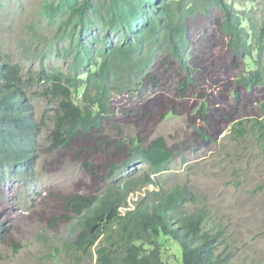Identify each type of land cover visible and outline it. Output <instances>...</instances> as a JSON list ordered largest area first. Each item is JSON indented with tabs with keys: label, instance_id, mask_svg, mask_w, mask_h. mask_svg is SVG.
<instances>
[{
	"label": "rangeland",
	"instance_id": "374dc122",
	"mask_svg": "<svg viewBox=\"0 0 264 264\" xmlns=\"http://www.w3.org/2000/svg\"><path fill=\"white\" fill-rule=\"evenodd\" d=\"M75 1L84 0H0V57L20 66L26 78L40 68L75 73L73 51L79 47L71 33L74 25L66 11L50 15L51 6L66 10L65 5ZM250 3L249 14L263 21L264 0ZM245 5L239 2L237 7ZM222 18L217 7L207 9L201 4L188 18L187 54L198 87L197 92L192 93V88L186 92L187 99L179 98L178 90L184 71L171 57L153 64L157 87L139 83L134 93L113 94L103 135L126 141L119 157L105 146L82 140L69 150L52 152L49 135L56 105L41 97L39 85L28 89L36 120L44 127L30 168L17 175L0 169V264H98L97 247L94 259L78 257L70 250L83 226L77 217L62 220L63 198L101 197L110 187L121 189L130 180L141 187L147 177L167 190L178 186L192 190L195 199L186 209L206 208L225 230L227 264H264V140L255 136L258 126L245 138L233 132L240 119H251L248 125L264 123V86L238 84L254 65L230 48L229 38L219 28ZM62 21L68 22L64 28ZM94 29L87 37L98 55L108 43L121 42V34L107 31L100 21ZM200 90L207 97L199 101ZM75 101L81 104V98L75 96ZM203 101L209 112L201 119L197 111ZM197 128L203 130L204 138ZM158 139L166 141L173 157L167 171L154 174L150 162L131 148L137 140L147 148ZM114 164L122 169L109 179ZM141 188L127 196L128 208L119 209L122 215L148 192L158 190L154 185ZM163 259L166 264H183L181 245L168 241Z\"/></svg>",
	"mask_w": 264,
	"mask_h": 264
},
{
	"label": "trees",
	"instance_id": "16d2710c",
	"mask_svg": "<svg viewBox=\"0 0 264 264\" xmlns=\"http://www.w3.org/2000/svg\"><path fill=\"white\" fill-rule=\"evenodd\" d=\"M250 1L84 0L65 5L66 10L51 6V16L66 11L74 25L71 33L79 47L73 51L75 73L40 68L26 78L20 66L0 57V169L17 175L33 162L44 127L43 122L36 120L28 93L36 85L40 86L41 97L56 105L49 135L52 152L69 150L75 141L82 140L113 150L115 157L121 156L126 141L103 135V121L109 117L115 92L134 93V85L139 83L147 88L157 87L153 64L168 57L176 59L184 71L179 79V98L187 99L190 88L192 93L197 92L194 67L187 54V22L200 4L207 9L215 6L223 13L219 28L229 38L230 48L238 58L254 65L238 79V84L244 88L264 86V19L260 21L249 14ZM239 2L246 3V7L238 8ZM98 21L107 31L121 34V42L108 43L101 55L95 53L96 48L87 37ZM67 25V21H62L60 27ZM235 95L239 96V92ZM75 96L81 98V104L76 103ZM197 96L199 101L207 97L203 90ZM208 112V103L203 101L198 107V118L204 119ZM250 120L235 122V136L245 138L258 126L260 131H255V136L264 140V123L246 124L253 122ZM196 133L204 138L202 129L197 128ZM135 144L131 152L141 153L154 168V174L168 170L173 156L164 139L147 148L141 146L140 140ZM121 169L114 164L109 179ZM148 185L158 190L148 192L135 202L133 210L122 215L119 209L128 208L127 196ZM141 187L130 180L121 189L110 187L101 197H64L66 214L62 220L77 217L83 226L77 240L69 245L70 250L78 257L94 259L97 247L98 264H166L165 244L173 240L182 247L183 264H227L230 255L226 254L229 245L225 230L206 208L192 212L186 209L195 199L191 189L178 186L167 190L150 177Z\"/></svg>",
	"mask_w": 264,
	"mask_h": 264
}]
</instances>
